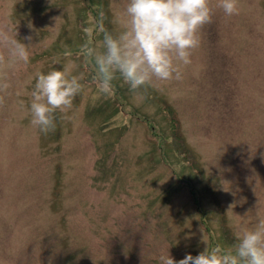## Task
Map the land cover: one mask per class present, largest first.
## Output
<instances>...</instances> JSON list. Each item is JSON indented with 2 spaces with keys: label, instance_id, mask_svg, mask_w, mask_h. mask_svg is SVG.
<instances>
[{
  "label": "rangeland",
  "instance_id": "rangeland-1",
  "mask_svg": "<svg viewBox=\"0 0 264 264\" xmlns=\"http://www.w3.org/2000/svg\"><path fill=\"white\" fill-rule=\"evenodd\" d=\"M122 5L0 0V25L31 44L27 66L0 69V264L178 261L264 219V0L214 8L181 81L134 96L118 80L105 95L80 49L89 30L102 39L99 11L119 31ZM69 64L83 91L44 134L30 123L36 76Z\"/></svg>",
  "mask_w": 264,
  "mask_h": 264
},
{
  "label": "clouds",
  "instance_id": "clouds-1",
  "mask_svg": "<svg viewBox=\"0 0 264 264\" xmlns=\"http://www.w3.org/2000/svg\"><path fill=\"white\" fill-rule=\"evenodd\" d=\"M214 8L225 16L239 14V0H123L116 34L104 26L105 14L99 11L95 34L99 44L89 41L80 49L84 59L95 67L98 89L107 95L114 82L122 81L134 96L143 95L148 88L183 79L182 67L191 64L193 51L200 46L202 28L212 23ZM31 27V25H29ZM17 31L0 25V69L8 65L30 62L31 44L18 40ZM31 41L32 37H24ZM74 65L63 70L38 73L31 92L30 123L40 132L55 131L56 114L66 113L73 100L81 94L83 77L73 74ZM11 87L9 78L0 76V93ZM5 95H0V105ZM231 207V206H230ZM235 243L229 247H206L198 255L187 254L176 260L169 251L158 256L159 264H264V219L254 227L238 226Z\"/></svg>",
  "mask_w": 264,
  "mask_h": 264
}]
</instances>
